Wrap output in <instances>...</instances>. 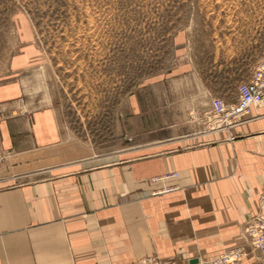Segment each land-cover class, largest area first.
I'll return each mask as SVG.
<instances>
[{"label": "crops", "instance_id": "obj_1", "mask_svg": "<svg viewBox=\"0 0 264 264\" xmlns=\"http://www.w3.org/2000/svg\"><path fill=\"white\" fill-rule=\"evenodd\" d=\"M22 69L0 78V264H130L152 255L186 264L238 246L243 264H264L242 232L264 185V104L211 131L204 88L198 123L189 105L186 120L148 130L154 138L83 155L51 104L28 95ZM237 97L236 86L231 102Z\"/></svg>", "mask_w": 264, "mask_h": 264}, {"label": "rangeland", "instance_id": "obj_2", "mask_svg": "<svg viewBox=\"0 0 264 264\" xmlns=\"http://www.w3.org/2000/svg\"><path fill=\"white\" fill-rule=\"evenodd\" d=\"M263 58L264 0H0V78L23 68L83 155L154 138L189 105L198 123L202 89L233 103Z\"/></svg>", "mask_w": 264, "mask_h": 264}, {"label": "built area", "instance_id": "obj_3", "mask_svg": "<svg viewBox=\"0 0 264 264\" xmlns=\"http://www.w3.org/2000/svg\"><path fill=\"white\" fill-rule=\"evenodd\" d=\"M238 97L228 104L222 99L213 102L212 108L204 118L207 129L214 131L232 127L241 123L252 106L264 104V58L253 70L249 79L238 85ZM3 156L0 152V161ZM243 238L246 245L264 252V185L254 203L249 216L244 221ZM245 247L238 246L209 257H198L196 264H243ZM130 264H176L157 255L139 259ZM190 264V263H186Z\"/></svg>", "mask_w": 264, "mask_h": 264}, {"label": "water", "instance_id": "obj_4", "mask_svg": "<svg viewBox=\"0 0 264 264\" xmlns=\"http://www.w3.org/2000/svg\"><path fill=\"white\" fill-rule=\"evenodd\" d=\"M197 261H198V259H197V258H194V259H192L191 261H189V263H190V264H196Z\"/></svg>", "mask_w": 264, "mask_h": 264}]
</instances>
